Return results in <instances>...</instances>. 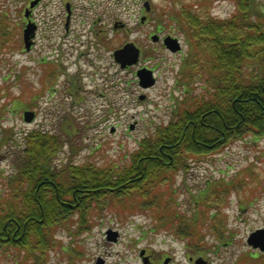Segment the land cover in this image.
<instances>
[{
  "label": "rangeland",
  "instance_id": "374dc122",
  "mask_svg": "<svg viewBox=\"0 0 264 264\" xmlns=\"http://www.w3.org/2000/svg\"><path fill=\"white\" fill-rule=\"evenodd\" d=\"M57 1L50 0L47 9L36 16L40 26L37 41L27 52L22 43V3L0 0V14L8 20V23L0 20V35L3 36V28L11 30L7 35L11 46L0 50V134L4 135L3 127H10L12 139L16 137L18 141H21L23 132L28 134L38 130L57 136L63 145L55 160L58 169L69 161L73 165L91 163L96 166L126 162L125 157L154 124L167 123L171 108L179 107L177 77L187 44L183 35L185 28L173 25L169 17L172 10L180 8V3L190 5L192 0H148L150 10L147 13L143 10L145 0H74L75 18L71 24L74 31L61 40L65 31L60 28L59 38L53 39L54 48L63 51L64 63L68 60L67 64H70L69 73L81 65V62L71 61L76 55L69 52L72 47L80 46L77 31L83 34L82 39H86L88 31L103 29L106 41V47L101 48L99 63L103 69L101 77L106 82L101 79L100 83V74L94 76V81L93 76L86 75L84 88L75 98L67 95L71 91L67 89L63 76L56 82L57 91L51 87L45 89L49 75L45 58H52L47 57L51 46H46L44 34H48L51 41L49 30L58 21L57 16H61ZM194 1L192 12L196 14L224 18L236 11L232 0ZM249 1L255 3V12L249 18L256 21L258 12L264 29V0ZM161 10H164L165 20L159 21ZM142 15H146L144 22L140 21ZM157 27L162 28L160 32ZM154 33L160 37L171 35L179 38L181 50L170 53L160 41L151 40ZM109 36H112L110 43L107 41ZM127 42H133L140 50L138 66L154 71L156 83L153 87L141 89L134 67L122 70L114 64L112 51ZM56 64L61 66L60 62ZM193 88L196 95L202 92L201 84H194ZM29 110L35 116L28 123L22 115ZM69 122L72 135L64 129ZM8 142L11 141L7 140V145L0 147V155L3 156L0 173L3 177L10 173L13 158L18 153V147H9ZM70 146H73V151ZM193 162L185 173L186 177L179 173L174 178L175 190L172 189L173 199L179 204L178 207L172 205V208L176 207V213L183 216V221L192 216V196H204L211 182L222 178L234 179L238 172L241 176L237 180L243 177V181L238 183V188L241 186L239 194L231 192L225 200L226 205L220 209L224 216V238L221 241L216 238L208 221L205 229L201 228L203 246H198L200 252L197 253L195 246L190 247V242L187 244L186 240L183 242L174 234L175 222L158 223L151 211L131 208L137 213H129L114 204H103L106 207L86 210L87 220L82 230L78 231L76 225L54 230L45 264H95L99 259L104 264H142L138 255L141 250L145 256H159L160 261L166 260L167 264H193L199 257L210 264H264V253L246 241L252 231L264 226V140L237 141L218 154L205 155L203 162ZM131 203L126 201L125 205ZM214 212L217 210H212ZM114 234V238L108 240ZM208 248L210 250L206 251ZM21 255L17 249L0 247V264L33 263L32 260L24 263Z\"/></svg>",
  "mask_w": 264,
  "mask_h": 264
},
{
  "label": "trees",
  "instance_id": "16d2710c",
  "mask_svg": "<svg viewBox=\"0 0 264 264\" xmlns=\"http://www.w3.org/2000/svg\"><path fill=\"white\" fill-rule=\"evenodd\" d=\"M232 1L236 11L227 19L193 13L194 0L170 12L169 21L185 28L187 44L177 78L179 107L171 108L167 123L154 124L126 162L96 166L69 161L58 169L55 160L63 145L57 136L31 131L22 136L20 149L12 130L4 132L0 143L11 141L8 145L19 150L10 173H0L1 248L17 249L24 263L45 264L54 230L67 225L82 230L86 210L103 204L129 213H137L131 208L151 211L158 223L175 222L174 234L195 250L203 246L208 221L223 239L221 218L214 222L209 213L226 205L231 192L239 194L240 172L234 179L211 182L204 196H192V216L185 221L176 213L179 204L172 189L174 178L179 173L186 177L194 160L203 162L205 155L237 141L264 140V29L258 12L256 21L249 18L255 3ZM158 17L163 19L164 10ZM2 32L5 39L11 34L7 28ZM194 84H201L200 94H194ZM64 129L73 134L70 122Z\"/></svg>",
  "mask_w": 264,
  "mask_h": 264
},
{
  "label": "flooded vegetation",
  "instance_id": "af4514ba",
  "mask_svg": "<svg viewBox=\"0 0 264 264\" xmlns=\"http://www.w3.org/2000/svg\"><path fill=\"white\" fill-rule=\"evenodd\" d=\"M31 1L32 0H23V2L25 3V5L23 6V17H24L23 20H24V23H26L27 21L32 22V25L34 28L33 32H35L38 30V23L35 20L36 16L39 14L37 7L41 4V2L43 0H40L38 5L30 8L29 4ZM67 5L69 6V11L66 9L67 13H69V15H67V23H68V21H69L68 17H70L71 10H70V5L69 4H67ZM57 19H58V17H57ZM102 31H93L92 33H91V31L87 32V34H90V33L92 34V40H87V42L84 41V43L86 44V46L88 45L89 48H91V49L93 48L95 51L92 50V52H88V55H86V56L83 55L80 60H77L78 63L81 62V65L79 66L80 68H79L78 72L76 70L75 73L70 74L68 72L67 67L63 66L65 63L63 60V55H61L62 61L60 63H61V69L62 70L60 71V73L63 77L66 78V82L68 84H77V85H79L80 89H83L84 88L83 79L86 75L94 76L93 73H95V72H97V74L101 75V70H103L101 68V66H99V63L101 62V48L106 47L105 35L102 33ZM49 32H51V35H52V38L50 41L49 40L50 36L47 34V39L50 41L49 45L54 46L53 39L59 38V22L58 21L55 22V24L51 27V31L49 30ZM100 34L102 36H100ZM111 37L112 36H109L107 38L108 43H110ZM114 64H115V62H114ZM50 65H52V63L47 62L48 70H49ZM52 76H53V79H52ZM52 76L50 79L51 83L53 82L54 78L56 77V73H54ZM109 78L111 79V76ZM92 81H94L93 77H92ZM138 255H139V257H141V263L142 264H167V261H160L159 256L153 257V258H151L150 256H147L144 259V257H145L144 254L139 253Z\"/></svg>",
  "mask_w": 264,
  "mask_h": 264
},
{
  "label": "water",
  "instance_id": "95a60500",
  "mask_svg": "<svg viewBox=\"0 0 264 264\" xmlns=\"http://www.w3.org/2000/svg\"><path fill=\"white\" fill-rule=\"evenodd\" d=\"M30 29L31 27L30 25H28L24 31L26 48H29L30 45V43L28 42V38L30 36ZM154 40H156V38H154ZM164 43L166 47L172 52H175L180 48L177 40L169 37L164 40ZM137 56H138L137 50L132 44H128L124 46L122 49L117 50L115 53L116 60L120 62L121 67H124L126 64L131 65L136 63ZM137 75L140 79V85L142 87H147L154 83L152 79L151 71L149 70L141 69L137 72ZM26 116H28L26 119L29 120L30 115L26 113ZM247 242L251 244L253 247H258L260 250L264 251V229H260L251 233Z\"/></svg>",
  "mask_w": 264,
  "mask_h": 264
}]
</instances>
